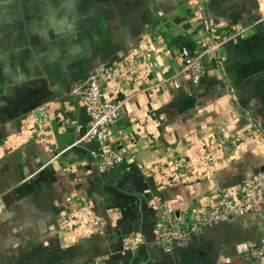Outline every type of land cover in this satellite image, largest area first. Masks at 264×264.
<instances>
[{
    "label": "crops",
    "instance_id": "0c3cea01",
    "mask_svg": "<svg viewBox=\"0 0 264 264\" xmlns=\"http://www.w3.org/2000/svg\"><path fill=\"white\" fill-rule=\"evenodd\" d=\"M78 1L31 0L21 17H0V264H260L242 253L264 242V207L165 251L153 243L150 203L169 214L202 204L213 181L234 198L264 166V0ZM204 15L243 32L192 84L172 75V57L181 41L205 36ZM110 63L119 76L105 96L126 98L113 132L142 168L100 172L97 143L77 142L90 119L71 88ZM245 113L259 132L223 150L213 132L246 128ZM177 160L187 167L173 169ZM133 230L144 239L124 249Z\"/></svg>",
    "mask_w": 264,
    "mask_h": 264
},
{
    "label": "built area",
    "instance_id": "2783aa9c",
    "mask_svg": "<svg viewBox=\"0 0 264 264\" xmlns=\"http://www.w3.org/2000/svg\"><path fill=\"white\" fill-rule=\"evenodd\" d=\"M200 25L204 29L205 36L194 40L193 44L179 46L178 52L172 57L177 72L186 74L192 84H197L206 69V60L213 58L220 63L219 48L235 34L242 35L243 28L238 26L236 30H222L216 17L204 15ZM117 64L110 63L105 67L88 73L78 79L71 88V93L78 98L82 109L90 119V125L78 137L77 142H96L93 149L94 164L98 171L108 172L126 162H136V151L132 144L123 143V136L118 130L113 132L116 126L125 99H109L105 96L111 82L118 79ZM177 87L179 83L174 80ZM247 127L241 128L234 123L228 127L221 123L217 126L213 135L216 142L225 151L234 150L236 145L252 130L259 132V123L249 114H243ZM114 133V135H113ZM119 144L122 148L119 147ZM175 170L187 167L183 160L173 161ZM213 190L202 204H195L178 212L168 213L164 202L153 199L150 209L155 216L154 245L165 251H170L188 237L195 236L208 227L214 226L228 216L260 211L264 207V166L246 178L238 188L236 197H231L225 188L220 187L215 181ZM103 220L95 218L93 223L97 230L101 231ZM144 239L140 231H130L123 236L124 249H133ZM242 258L255 262H264V242L256 243L242 253ZM97 264V263H95ZM232 264V263H218Z\"/></svg>",
    "mask_w": 264,
    "mask_h": 264
},
{
    "label": "rangeland",
    "instance_id": "374dc122",
    "mask_svg": "<svg viewBox=\"0 0 264 264\" xmlns=\"http://www.w3.org/2000/svg\"><path fill=\"white\" fill-rule=\"evenodd\" d=\"M98 1V0H96ZM102 1V0H100ZM110 2H108V0H104V3H106L107 5H109L110 7H113L114 9L115 7V3L114 0H109ZM31 0H0V17L1 18H6V11L9 12L10 16H13L15 18H19L21 17L20 13L21 11H23L22 9V3L27 6L28 3H30ZM34 4V3H33ZM78 7H82L83 2L82 0L78 1ZM106 5V6H107Z\"/></svg>",
    "mask_w": 264,
    "mask_h": 264
},
{
    "label": "trees",
    "instance_id": "16d2710c",
    "mask_svg": "<svg viewBox=\"0 0 264 264\" xmlns=\"http://www.w3.org/2000/svg\"><path fill=\"white\" fill-rule=\"evenodd\" d=\"M179 44H180V45L187 44V45H190V46L192 45V43L189 42L188 40H186V41H181Z\"/></svg>",
    "mask_w": 264,
    "mask_h": 264
}]
</instances>
